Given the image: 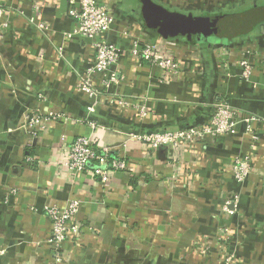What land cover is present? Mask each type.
Wrapping results in <instances>:
<instances>
[{
  "label": "crops",
  "instance_id": "crops-1",
  "mask_svg": "<svg viewBox=\"0 0 264 264\" xmlns=\"http://www.w3.org/2000/svg\"><path fill=\"white\" fill-rule=\"evenodd\" d=\"M102 1L115 17L106 39L122 49L118 69L125 76L110 92L135 108L113 106L106 94L91 99L78 91L95 49L74 34L68 0L39 1L49 4L40 16L37 0H0L6 9L1 22L8 24L0 38V264H221L227 255L232 264H264V65L256 58L264 54V0ZM146 4L165 9L176 27L192 16L248 21L252 29L233 37L173 35L179 30L160 31L146 17ZM132 27L156 40L176 39L171 49L182 65L178 78L161 83L165 73L129 53L124 33ZM221 49L233 54L223 63ZM245 59L254 67L248 81L239 66ZM95 85L101 89L98 77ZM40 95L50 110L83 123H55L30 146L21 127ZM220 101L255 115L253 132L240 124L236 134L209 137L187 150L181 166L167 149L147 154L132 137L205 126ZM140 107L147 108V117ZM79 136L90 137L97 148L114 149L129 161L130 172L103 185L92 169L70 171L64 163ZM237 157H251V174L242 184L232 174ZM235 197V213H223ZM72 200L80 202L77 218L84 233L78 242L65 243L60 260L48 243L53 225L44 209L64 208ZM222 230L224 245L218 240Z\"/></svg>",
  "mask_w": 264,
  "mask_h": 264
},
{
  "label": "built area",
  "instance_id": "built-area-1",
  "mask_svg": "<svg viewBox=\"0 0 264 264\" xmlns=\"http://www.w3.org/2000/svg\"><path fill=\"white\" fill-rule=\"evenodd\" d=\"M35 5L36 14L40 16L41 9L49 4ZM70 4L69 16L75 20L76 26L74 34L93 43L95 49V61L85 77H80L77 89L87 94L91 99H96L101 94L108 96V102L122 109L135 108L131 102L119 99L111 93L114 86L124 81V74L118 69L121 59L122 49L107 41L106 35L111 31L115 17L111 7L102 0H68ZM115 1V0H114ZM6 9L0 5V22L5 17ZM8 28L6 22L0 23V38ZM37 28L45 30L43 23H38ZM124 36L129 41V53L141 63H146L158 68L167 75L161 83H170L182 74V65L176 53L171 49L175 47L176 39H153L151 34L145 30L130 28L125 31ZM219 60L223 63L225 59L231 58L230 51L220 50ZM259 55V56H258ZM231 56V57H230ZM259 61L264 65V54H257ZM238 64V63H237ZM242 68L241 77L244 81L251 78L254 67L247 59L239 61ZM225 67V66H224ZM99 78L100 87L95 85V80ZM46 96L40 95L39 102L30 106L24 117L21 129H25L29 135V145L34 146L35 141L49 132L55 123H83L69 113L59 110H50L46 104ZM97 103L88 107L90 114L95 113ZM215 114L205 126L189 125L177 131L153 132L149 135H132L140 141L147 154H155L160 149H167L168 158L174 162L175 166H181L184 155L192 146H200L209 137H220L224 135L236 134L238 125L245 124L247 132H253V123L258 118L252 113H247L241 109L231 106L226 101H220L215 105ZM142 117H147L146 107H140ZM92 128L96 124L88 123ZM254 137V134H253ZM254 139H257L254 137ZM64 165L72 172L83 174L92 169V174L100 180L103 185H107L113 175L117 173H129L131 168L129 161L109 147L97 148L90 137L79 136L69 145L67 160ZM251 157H237L232 166L233 178L237 183H245L251 174ZM173 182V180H172ZM232 201H235L233 203ZM237 197L228 200L223 206V213L233 215V207L237 208ZM80 210V202L72 200L61 208L58 205H47L45 214L52 221L53 231L48 243L51 244L61 260L64 245L71 238L78 242L84 233V225L78 220L77 215ZM224 230L220 232L218 240L224 245L227 241ZM201 249L209 250L208 244L201 245ZM59 261V260H57ZM221 264H232L230 255Z\"/></svg>",
  "mask_w": 264,
  "mask_h": 264
},
{
  "label": "water",
  "instance_id": "water-1",
  "mask_svg": "<svg viewBox=\"0 0 264 264\" xmlns=\"http://www.w3.org/2000/svg\"><path fill=\"white\" fill-rule=\"evenodd\" d=\"M145 15L148 19L152 20L156 25L167 31L175 32L179 30L178 33L188 34L191 37L192 34L204 35L208 38L211 35L216 37H222L221 27L218 25L217 21H212L209 18L200 17L194 18L189 16L183 19V26L176 27V25L169 24L171 22L169 13L162 8L154 7L150 4L145 5ZM165 39H169V36H163Z\"/></svg>",
  "mask_w": 264,
  "mask_h": 264
},
{
  "label": "trees",
  "instance_id": "trees-1",
  "mask_svg": "<svg viewBox=\"0 0 264 264\" xmlns=\"http://www.w3.org/2000/svg\"><path fill=\"white\" fill-rule=\"evenodd\" d=\"M213 20H216L218 25L221 27V33H222V37L223 36H231V35H235L238 34L240 32L242 35L247 32H249L252 29V25L250 22L245 21V23H240V24H229V23H225L223 18H213ZM233 37V36H231ZM193 38V37H192ZM225 38V37H224ZM225 40H227V38H225ZM193 42H196V39L192 40Z\"/></svg>",
  "mask_w": 264,
  "mask_h": 264
},
{
  "label": "rangeland",
  "instance_id": "rangeland-1",
  "mask_svg": "<svg viewBox=\"0 0 264 264\" xmlns=\"http://www.w3.org/2000/svg\"><path fill=\"white\" fill-rule=\"evenodd\" d=\"M202 251H203V250H202ZM206 252H207V251H206ZM206 252H205V253H206Z\"/></svg>",
  "mask_w": 264,
  "mask_h": 264
}]
</instances>
